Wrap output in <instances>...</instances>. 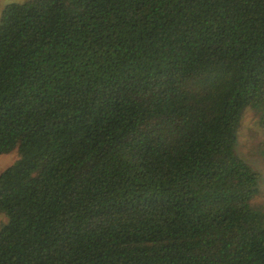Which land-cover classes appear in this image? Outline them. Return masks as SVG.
I'll use <instances>...</instances> for the list:
<instances>
[{
	"label": "trees",
	"instance_id": "trees-1",
	"mask_svg": "<svg viewBox=\"0 0 264 264\" xmlns=\"http://www.w3.org/2000/svg\"><path fill=\"white\" fill-rule=\"evenodd\" d=\"M264 0H26L0 14V264H264Z\"/></svg>",
	"mask_w": 264,
	"mask_h": 264
},
{
	"label": "rangeland",
	"instance_id": "rangeland-1",
	"mask_svg": "<svg viewBox=\"0 0 264 264\" xmlns=\"http://www.w3.org/2000/svg\"><path fill=\"white\" fill-rule=\"evenodd\" d=\"M23 1L26 0H0V14L6 4ZM235 153L257 174L258 192L250 204L264 219V133L259 124L258 114L249 107L241 116ZM17 157L16 150L0 155V173L12 165ZM5 222L6 217L0 214V226Z\"/></svg>",
	"mask_w": 264,
	"mask_h": 264
}]
</instances>
